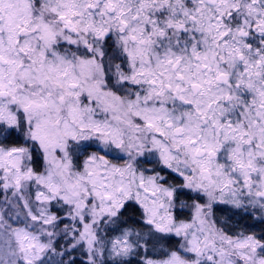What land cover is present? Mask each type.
Here are the masks:
<instances>
[{
	"label": "snow or ice",
	"instance_id": "snow-or-ice-1",
	"mask_svg": "<svg viewBox=\"0 0 264 264\" xmlns=\"http://www.w3.org/2000/svg\"><path fill=\"white\" fill-rule=\"evenodd\" d=\"M262 225L264 0H0V264H264Z\"/></svg>",
	"mask_w": 264,
	"mask_h": 264
},
{
	"label": "rangeland",
	"instance_id": "rangeland-1",
	"mask_svg": "<svg viewBox=\"0 0 264 264\" xmlns=\"http://www.w3.org/2000/svg\"><path fill=\"white\" fill-rule=\"evenodd\" d=\"M67 222V221H65ZM249 223H251V220H248ZM241 223H243V221H241ZM264 227V225H262ZM257 231H259V228L256 229ZM74 255H79L78 253H74ZM83 257H81L82 259ZM77 264H79V260L77 261Z\"/></svg>",
	"mask_w": 264,
	"mask_h": 264
},
{
	"label": "trees",
	"instance_id": "trees-1",
	"mask_svg": "<svg viewBox=\"0 0 264 264\" xmlns=\"http://www.w3.org/2000/svg\"><path fill=\"white\" fill-rule=\"evenodd\" d=\"M217 215L218 216H223L224 213L223 212H220L219 210H217ZM260 227H263V226H258L257 228H260ZM134 264H135V262H134Z\"/></svg>",
	"mask_w": 264,
	"mask_h": 264
}]
</instances>
